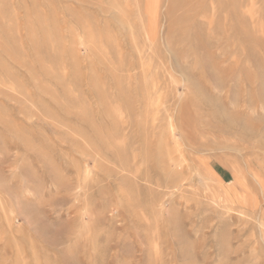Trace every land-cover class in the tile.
Segmentation results:
<instances>
[{"label":"rangeland","instance_id":"rangeland-1","mask_svg":"<svg viewBox=\"0 0 264 264\" xmlns=\"http://www.w3.org/2000/svg\"><path fill=\"white\" fill-rule=\"evenodd\" d=\"M0 264H264V0H0Z\"/></svg>","mask_w":264,"mask_h":264}]
</instances>
